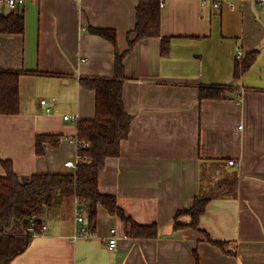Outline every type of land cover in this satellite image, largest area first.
I'll return each mask as SVG.
<instances>
[{"label":"crops","instance_id":"1","mask_svg":"<svg viewBox=\"0 0 264 264\" xmlns=\"http://www.w3.org/2000/svg\"><path fill=\"white\" fill-rule=\"evenodd\" d=\"M138 2L29 0L18 11L24 32L0 34V70L21 74L19 113L0 115V161L10 160L19 177L69 172L64 163L77 159L74 143L44 144L38 156L35 136L70 139L77 124L63 116L94 118V92L79 81L112 78L115 51L89 30H114L123 52ZM233 3L231 11L213 0H164L160 37L137 42L124 59L122 99L134 118L120 156L106 160L99 190L115 196L134 222L155 224L157 236L128 238L121 220L98 207L94 230L73 241L72 205H61L46 212L44 234L32 237L11 264H196L194 251L199 264H264V11L257 2ZM161 37H170L167 55ZM251 51L258 52L255 62L234 79L236 60ZM201 85L230 87L226 98L198 101ZM232 171L239 178L236 197L211 200L199 226L226 242L229 253L202 232L174 231L175 214Z\"/></svg>","mask_w":264,"mask_h":264},{"label":"trees","instance_id":"2","mask_svg":"<svg viewBox=\"0 0 264 264\" xmlns=\"http://www.w3.org/2000/svg\"><path fill=\"white\" fill-rule=\"evenodd\" d=\"M160 3L159 0H139L136 6V24L127 33V46L123 52L117 47L116 33L110 29H94L89 32L108 41L114 48V76L112 78H82L81 88L93 91L95 95V116L89 120L77 121L76 135L79 164L76 171L65 174H33L19 177L8 159L0 163L5 171L0 176V264L11 262L24 253L32 234L28 228L39 231L43 217L48 210L73 200L86 201L88 230H94L98 207L104 208L110 215L118 217L124 225L125 236L134 239H153L158 234L155 224L140 225L124 215L115 196L103 194L99 190V177L104 171L106 160L120 156L121 142L128 138L134 116L128 113L123 104L122 87L124 77V59L134 45L147 38L160 37ZM24 32V17L21 12L0 15V34L18 35ZM170 37H161V54L169 52ZM258 52L246 53L234 66V79L238 80L248 71L257 58ZM33 74V72H30ZM20 73L0 70V115H17L20 111L18 80ZM229 85H201L198 101L217 100L227 97ZM64 140L62 135H36L35 152L44 154V144L58 146ZM88 144V146H86ZM223 163L222 161H219ZM206 177V176H204ZM203 177V178H204ZM207 176L206 179H210ZM238 175L235 171L222 173L208 186L202 187L195 197L193 205L178 211L174 217L173 230L191 228L202 232L212 245L227 251V243L212 239L200 229V218L208 203L218 198H234L237 195ZM208 183V180H206ZM188 216L190 221L184 223L181 218ZM196 264L199 258L194 251Z\"/></svg>","mask_w":264,"mask_h":264},{"label":"built area","instance_id":"3","mask_svg":"<svg viewBox=\"0 0 264 264\" xmlns=\"http://www.w3.org/2000/svg\"><path fill=\"white\" fill-rule=\"evenodd\" d=\"M29 0H0V15H2V9H5L7 12L6 14L18 12L21 10V8L26 4V2ZM215 3V7L221 8L224 4H226L227 8L231 11L235 9V5L233 3V0H213ZM241 3L247 2V1H253L260 4L261 9L264 11V0H238ZM160 8L164 4V0H159ZM4 14V15H6ZM242 56V53L239 52L237 57L240 58ZM41 104H45V101H41ZM63 119L65 121H70L73 123H77V117L75 116H63ZM64 140L71 141L74 143L77 149V141L73 138L64 137ZM88 146V144H86ZM79 164V158L77 156L76 160H69L64 163V166L69 169L70 171H76ZM229 165H233V161L228 162ZM87 205L88 203L83 200H79L78 198H74L73 200V217L75 221V233L72 237V240L75 241L79 238H84L89 236V230L86 226V217H87ZM45 225L43 221V225L39 231H35L33 227L28 228V231L32 234L33 237L35 236H41L45 232ZM117 242H116V231L114 229L110 230V236L108 239V247L110 249L116 248Z\"/></svg>","mask_w":264,"mask_h":264},{"label":"rangeland","instance_id":"4","mask_svg":"<svg viewBox=\"0 0 264 264\" xmlns=\"http://www.w3.org/2000/svg\"><path fill=\"white\" fill-rule=\"evenodd\" d=\"M7 12L5 11V9H2V15L6 14ZM66 205V207H68L69 204H64V206ZM188 219V218H187ZM189 220V219H188Z\"/></svg>","mask_w":264,"mask_h":264}]
</instances>
